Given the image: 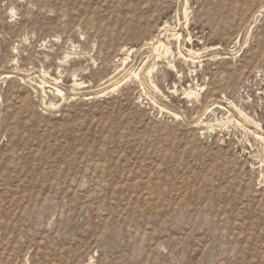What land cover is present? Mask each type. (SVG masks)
<instances>
[{"label":"rangeland","instance_id":"obj_1","mask_svg":"<svg viewBox=\"0 0 264 264\" xmlns=\"http://www.w3.org/2000/svg\"><path fill=\"white\" fill-rule=\"evenodd\" d=\"M262 139L264 0H0V264H264Z\"/></svg>","mask_w":264,"mask_h":264},{"label":"bare ground","instance_id":"obj_2","mask_svg":"<svg viewBox=\"0 0 264 264\" xmlns=\"http://www.w3.org/2000/svg\"><path fill=\"white\" fill-rule=\"evenodd\" d=\"M153 4V3H152ZM157 7H158V5H157ZM150 8V7H149ZM157 9V8H156ZM155 9V10H156ZM136 12V11H135ZM140 12L137 10V12H136V14L137 15H135V19L137 20V19H139L140 18V15H138ZM135 14V13H134ZM186 21V23H187V19L185 20ZM165 25V24H164ZM181 25V24H180ZM165 27H168V25H166ZM165 27H163V29H166ZM251 28V27H250ZM249 28V29H250ZM185 29H187L186 28V25H185ZM162 30V29H161ZM160 30V31H161ZM173 30V29H172ZM171 31V30H170ZM169 31V32H170ZM167 33V31L165 30L164 31V33ZM160 33V32H159ZM189 33V32H188ZM157 36V35H156ZM160 36V35H159ZM158 36V38H160ZM167 36H169L170 37V39L172 40V41H174V42H176L177 43V45L179 44V42H180V40H181V36H180V34L179 33H177L176 31H173V32H171V34L170 35H167ZM153 37V36H152ZM164 38V37H163ZM168 38V37H167ZM165 39V38H164ZM170 39H168V43H169V40ZM187 40H188V43L192 40V38L190 37V35L188 36V38H186ZM186 41V40H185ZM182 42V41H181ZM171 43V42H170ZM191 44V43H190ZM147 45H149V47H151V50H152V53L153 54H155L156 55V59H164V60H166L169 56H171L173 53H172V51H171V46L169 47L168 46V44H167V46L166 45H164L163 43H161L160 41H159V39H156L155 37H153L152 39H150L147 43H146V46ZM183 45H185V44H183ZM188 45V44H187ZM145 47V46H144ZM149 47H147V48H149ZM178 47H180V46H178ZM186 47V46H185ZM143 47H141V49H142ZM126 49V48H125ZM176 49V48H175ZM184 49V51L186 52V53H183V54H185V55H188V56H190V57H192V56H194V57H196L198 54L197 53H195V52H193L192 51V49H188V48H183ZM135 50V49H134ZM138 50V49H137ZM136 50V51H137ZM149 50V49H148ZM177 51H178V56H181L182 58H183V56H182V53L178 50V48H177ZM183 52V51H182ZM130 53V52H129ZM150 55V54H149ZM174 56V55H173ZM172 56V57H173ZM146 57H148V56H146ZM151 57H153V56H151ZM189 57V58H190ZM155 58V57H154ZM180 58V57H179ZM184 59L185 61H187V62H192V64H193V60H191V58L190 59ZM197 58V57H196ZM146 59V58H145ZM172 59V58H171ZM154 60V59H153ZM174 60V59H173ZM125 61H127V60H124L123 62L125 63ZM129 61V60H128ZM157 61V60H156ZM183 61V60H182ZM66 62V61H65ZM151 62V61H150ZM146 63V62H145ZM144 63V64H145ZM195 63V62H194ZM156 64V63H155ZM154 64V65H155ZM165 64V63H164ZM187 64V63H186ZM186 64H185V66H186ZM152 66L151 68H149L148 70H147V73H146V75L144 74V76H147V77H149V76H151V74H152V71L153 70H155L156 69V66ZM173 65H174V63H173ZM172 64H171V62H167V69L168 70H172V72H175V67L173 66ZM176 66V65H175ZM195 66V65H194ZM193 66V67H194ZM158 67V66H157ZM192 67V66H191ZM192 67V68H193ZM143 68H144V65H143ZM142 68V69H143ZM177 68V67H176ZM190 68V67H189ZM165 69V68H164ZM167 69H166V71H167ZM191 69V68H190ZM144 70V69H143ZM194 70V69H193ZM73 71V70H72ZM138 72V71H137ZM155 72V71H154ZM77 74V73H76ZM178 77H179V75L181 74V73H179L178 71H176V73H175ZM74 75V74H73ZM136 75V74H135ZM175 75V76H176ZM182 75V74H181ZM176 76V77H177ZM183 77V76H182ZM7 78H9V77H7ZM137 78V77H136ZM141 78V77H140ZM75 79H76V77H75ZM138 79V78H137ZM143 79V78H142ZM145 80H146V78H144ZM148 79V78H147ZM149 79H151V78H149ZM179 79H182V78H179ZM52 82H53V84H56V80H51ZM77 82V81H76ZM76 82H73V87H81L82 86V83H76ZM138 82H139V80H138ZM141 82V81H140ZM139 82V83H140ZM145 83V82H144ZM154 83V82H153ZM43 84H45V83H42V85ZM84 84V83H83ZM150 85V84H149ZM141 86V85H140ZM151 86V85H150ZM154 86H156V85H154ZM153 86V87H154ZM51 88V87H50ZM154 89H156V87H154ZM202 89V88H201ZM43 91V90H42ZM185 91V90H184ZM55 92L56 93H58V94H61V92L59 91V89L57 90V89H55ZM44 93V92H43ZM171 93V92H170ZM176 93V92H175ZM184 95L188 98V97H190L191 95L193 96V93L191 92V91H187V92H184ZM190 100V99H189ZM232 104V103H231ZM237 112H238V114H240L241 116H244L245 114H243L242 112H241V110L239 109V108H237V107H235V106H233V105H231ZM214 108H219V109H221V107L220 106H214ZM206 112V111H205ZM245 117V116H244ZM246 119L245 120H249L247 117H245ZM253 122V121H252ZM250 123V122H249ZM246 124V123H245ZM251 125V124H250ZM253 125H254V122H253ZM259 127V126H258ZM257 128V127H256ZM261 138V137H260ZM263 140V139H262ZM264 141V140H263Z\"/></svg>","mask_w":264,"mask_h":264}]
</instances>
